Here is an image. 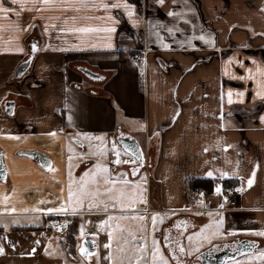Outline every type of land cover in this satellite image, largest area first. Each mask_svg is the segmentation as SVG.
I'll list each match as a JSON object with an SVG mask.
<instances>
[{
    "label": "crops",
    "instance_id": "obj_1",
    "mask_svg": "<svg viewBox=\"0 0 264 264\" xmlns=\"http://www.w3.org/2000/svg\"><path fill=\"white\" fill-rule=\"evenodd\" d=\"M109 2L122 6L105 9ZM0 6L12 10L0 12V148L6 168V181L0 180V264L74 259L67 244L55 253L51 241L64 235L52 234L49 226L55 215L67 223L78 216L71 210L77 206L67 200L70 173L79 178L92 163L82 164L77 152L71 157L68 141L81 139L90 147L101 138L117 141L118 129L138 140L149 164L146 203L136 207L139 212L166 217L157 223L159 231L169 216H181L184 245L195 233L212 238L211 244L194 241L191 248L199 252L185 254L181 264H201L200 255L211 247L238 240L258 242L251 252L256 256L264 252V236L249 234L264 231V0H68L51 7L38 0L35 5L0 0ZM80 28L94 31H76ZM33 45L29 70L10 80ZM135 53H143L144 60L133 62ZM83 68L100 79L90 80ZM84 79L93 85L83 87ZM8 98L15 101L12 116L5 112ZM84 143L77 145L86 149ZM24 151L45 154L50 166L43 168ZM135 165L121 164L129 172ZM188 177L216 180L202 209L187 202ZM231 186L235 194L228 196ZM218 187L223 195L216 194ZM60 207L69 211H47ZM6 208L16 211L6 213ZM221 219L220 234L212 237ZM123 223L137 235L145 224L151 246L148 217ZM159 231L155 235L163 243ZM107 233L99 245L94 239L96 250L109 242ZM117 248L114 241L113 259L102 258L101 264L115 262ZM237 261L264 264L245 255L227 264Z\"/></svg>",
    "mask_w": 264,
    "mask_h": 264
},
{
    "label": "snow or ice",
    "instance_id": "obj_2",
    "mask_svg": "<svg viewBox=\"0 0 264 264\" xmlns=\"http://www.w3.org/2000/svg\"><path fill=\"white\" fill-rule=\"evenodd\" d=\"M8 0H4V3H7ZM21 0H11L12 4H18ZM37 0H33L35 3ZM39 3H42L46 6H54L57 3H67L68 0H38ZM122 5L120 3H105L103 7L105 9L108 8H120ZM123 7L128 8L127 4H124ZM36 11H40L39 7L35 8ZM12 11L8 7L0 6V12L8 14ZM67 11V9H65ZM19 14V13H17ZM128 15H133L132 11L128 12ZM169 15H173V13H169ZM115 29H107V31L111 32ZM79 32H90L94 31V29L89 28H80L76 29ZM171 31V30H169ZM198 39L204 40L203 36H199ZM210 41H206L209 43ZM37 48L33 45V51H36ZM229 97H231V93H229ZM229 103H231V99H229ZM11 111V108H9ZM51 135H55L52 133ZM76 143L83 147V144L80 140H77ZM207 151V149L205 150ZM111 152L115 155V159L112 161V167L119 166L121 164H139V167L143 166V158L142 155H138L136 149L133 146L128 145L125 146L123 152L118 148L117 144L113 142L111 147L109 148L107 145L103 147H97L96 151L91 152L90 156H100L106 157L108 153ZM130 156L131 159H121V156ZM71 159V158H70ZM81 160L85 159V157H80ZM71 166V165H70ZM139 167H133L131 169V175L133 177L137 176L139 173ZM51 170V169H50ZM129 173L127 172H113L110 171V166L104 165L101 163H96L92 168L86 170L83 175L78 179H72L70 173V182L68 187L67 200L71 203H74L78 207H72L71 210L76 212L78 210H83V205L85 200H90V203L87 207L88 211L93 210H102L107 212L109 208H111L114 212L119 213V215H109L108 219L103 222L101 227L105 228H115L118 230L121 235L119 237H114L113 232L109 231L108 237L109 242L105 245V248L111 249L113 246V242L117 244L120 253L127 257L130 261V264H169V260L164 258L163 254L160 251V241L156 238L155 233L159 231L157 228L158 217L156 215L151 216V226H152V239L151 246L149 247L147 242V226L145 224H141L138 228V233H133L129 231L127 228H121L118 221L120 220H138L145 221L146 217L139 212L137 208L134 207L136 203H146V200L141 198L139 201L136 199L138 194H142V190L139 189V186L133 180L128 179ZM209 176L213 174L211 172L208 173ZM255 181V171L247 180L248 188H251ZM75 184L77 187L73 189L72 185ZM103 189V190H102ZM243 189H237V191H242ZM217 195H223L222 190L218 187L216 188ZM106 197L107 200H103L101 198ZM7 197H5V203H7ZM226 200V197H225ZM110 202V203H109ZM223 208V204L220 205ZM15 208L5 209L6 213L15 212ZM28 211V210H25ZM49 213L51 212H61L65 213L69 211L68 207H60L57 209H48ZM212 215V213H209ZM219 215V214H217ZM160 223L163 222V218H159ZM223 221L222 219L216 222L214 230L212 231V237L218 236L220 234V230L222 228ZM178 229L184 227V222H180L176 225ZM211 227V226H210ZM183 235V232L180 233ZM236 232H230L228 235H236ZM249 234L264 236V231H256L251 232ZM81 237H84V231L81 229L80 233ZM165 241V247L171 248L172 256L171 259L176 261V264H181V257L185 254L191 255L193 251L199 252V247L192 249L191 245L196 240L207 241V243H212V238L208 235H204L201 233H195L193 235H189L186 237L188 241V245H184L181 243L179 239H173L170 234L165 235L163 237ZM38 243V242H37ZM247 244L248 242H244ZM93 244L92 240L85 239L84 243L81 245L80 252L84 257H88L91 255L89 248L87 245ZM174 245V247H173ZM94 246V245H93ZM35 249L33 250V254ZM131 253V255H129ZM0 254H3V249L0 248ZM247 255V253H242ZM252 259H258L264 261V252H260L258 256L251 257ZM107 260H112L113 256L110 253L107 257ZM236 264H239L237 261Z\"/></svg>",
    "mask_w": 264,
    "mask_h": 264
},
{
    "label": "rangeland",
    "instance_id": "obj_3",
    "mask_svg": "<svg viewBox=\"0 0 264 264\" xmlns=\"http://www.w3.org/2000/svg\"><path fill=\"white\" fill-rule=\"evenodd\" d=\"M82 85H83V87H87V86L93 85V83H92V81H90L88 79H84ZM60 116L63 117L62 114ZM80 141L82 143L85 142L84 140H83L84 141L83 142L81 139H80ZM113 142H115L117 144L118 148L121 150V152H123V148L120 146V144L113 137L112 138H107V139L101 138V142L100 143L95 144V145H93L91 147L88 144L84 143L85 146H86V149H81V148L78 147L77 144L73 143L72 141H68V146H69L70 156L71 157H74L75 154H76L75 152H77V158L80 159V157H82V156L85 157V159L81 160L82 164H84V163L86 164L87 162L92 161V163L89 164L88 166H84V169L81 172L82 175H83V173L86 170L92 168L93 165L96 164V163H101V164L108 165V166H110V164H112V161L115 159V155L113 153H111V152H109L106 157L90 156L89 154L91 152L96 151L98 146L99 147H103L104 145H107L110 148L111 144ZM121 159H131V157L122 155ZM116 167H118L117 170H112V168L110 166V171L117 172V173L118 172H127V173H129L128 179L135 181V183L139 186V189L142 190V194H138L136 196V199L138 201L141 198L146 200V197H147L146 180H147V176L149 177L148 170L145 169V171H142V173L139 176L132 177L131 176V172H129L123 166L119 165V166H116ZM150 167H151V165L149 166V168ZM79 178H75V179L78 180ZM148 196H149V194H148ZM155 196H157V194L155 195L154 193H150V197L154 198ZM101 199L107 200L106 197L101 198ZM90 203H92V201L85 200L84 201V205H83V210L82 211L78 210V212H79L78 216H76L75 218H72L73 220L77 221V231H76V234H75L76 241H75V248L73 250L74 259L67 257V259H66V263L67 264H101L102 258L107 257V255H109L110 253L112 254V249L105 248V246H103V245L98 246L96 252L94 254L90 255L88 258H83L78 252L79 247L81 245V242H82V240L85 237L94 238L96 240V242L98 243V245H99V240L101 239L102 236L106 235V233H107L106 232L107 228L101 227L103 222H105L104 220H107L109 215H114V214L115 215H119V213H116L114 211H110L112 213H108V211L107 212L103 211L102 210V206H101V210L88 211L87 207H88V205ZM148 206L153 207L154 204L151 203ZM134 207L135 208L137 207L138 209H140L139 207H145V204L144 203H136L134 205ZM152 215H156L158 217V222L157 223H160L159 218H163V220L166 219V217H164L161 214H157L156 212H152L151 214L145 212V217H148V219L150 221H151V216ZM118 223L120 224L121 228H125V226H124L125 224L123 223V220L118 221ZM81 229H83V231H84V237L83 238L80 235ZM110 231L113 232L114 237H119L121 235V233L118 230H116V229H111ZM1 237H3V236L1 235ZM64 237H65V235H64ZM64 237H62L60 239L57 238V239L51 241L52 244L56 245L55 253H57V252L61 253L62 251H64L63 247L66 246V241H65ZM163 244L164 243L160 242V245H159L160 251L163 254L164 258L169 260V264H173L171 258L169 257V255L167 254L165 249L163 248ZM116 252H117L116 261L112 262L110 264H130V261L128 260V258L123 256L120 253L119 248L116 249ZM253 255L256 256L255 252L251 253L249 255H245V256H248V258H251L250 256H253ZM107 264H109V263L107 262Z\"/></svg>",
    "mask_w": 264,
    "mask_h": 264
},
{
    "label": "water",
    "instance_id": "obj_4",
    "mask_svg": "<svg viewBox=\"0 0 264 264\" xmlns=\"http://www.w3.org/2000/svg\"><path fill=\"white\" fill-rule=\"evenodd\" d=\"M35 44H37V43L35 42ZM30 60H31V58L27 62L21 64L18 67V69L15 71V74H14V76L16 78H21L26 73L28 66H29V63H30ZM82 72L90 78H96L97 77V75L90 70L83 69ZM4 106H5V112L8 115L12 116L15 112V101L14 100L5 101ZM9 108H11V111H9ZM116 139H117V142L120 144V146L123 149L125 146H128V145L133 146V148L136 149L137 154L142 155L143 162H144V159H145L144 152L142 150L140 143L138 142V140L135 137H133L130 134H124V133L120 132V130L118 129V134H117ZM22 153L36 159L39 162V164L45 169H47L50 166V159L45 154H42L38 151H24ZM0 180L6 181V168L4 165L1 148H0ZM85 239L93 241V244L87 245V247L89 248V251L92 255L96 250L97 244H96L94 238L85 237L82 240L81 245L84 243ZM244 242H248V243L245 244ZM81 245H80L79 250H78L80 255H81V252H80ZM227 246H224L223 244L213 246L209 250H207L206 252L202 253L200 255L201 264H227L228 262L244 255L242 253L249 254V253L253 252L255 250V248L258 247V242L251 241V240H238L234 243V245H232V246L227 245ZM0 248H2L4 251V245L1 241V239H0ZM82 257L86 258L84 256H82Z\"/></svg>",
    "mask_w": 264,
    "mask_h": 264
},
{
    "label": "built area",
    "instance_id": "obj_5",
    "mask_svg": "<svg viewBox=\"0 0 264 264\" xmlns=\"http://www.w3.org/2000/svg\"><path fill=\"white\" fill-rule=\"evenodd\" d=\"M144 54L143 53H135L130 55V59L133 62H139L144 60ZM232 188H229L228 191H226V195H234L235 192L233 190L234 186H231ZM205 192L201 189L192 188L187 190L186 192V199L188 204L191 206V208H200L205 205ZM206 208H204L205 210ZM49 226L50 231L52 234L57 236L65 235L68 223L60 216L55 215L49 220Z\"/></svg>",
    "mask_w": 264,
    "mask_h": 264
},
{
    "label": "trees",
    "instance_id": "obj_6",
    "mask_svg": "<svg viewBox=\"0 0 264 264\" xmlns=\"http://www.w3.org/2000/svg\"><path fill=\"white\" fill-rule=\"evenodd\" d=\"M36 54L35 51H30L29 56L27 57V59H29L30 57H34ZM32 63V59L31 62ZM31 66V64H30ZM30 66L28 67V70L30 68ZM14 78L11 76L10 80H13ZM216 180L214 178H193V177H188L186 179V189H191V188H197V189H202L204 190L206 193L210 192L213 184ZM224 184H226V187H229L230 185H228L227 181H224ZM17 229H21V230H26L29 229V227H21V228H17ZM77 231V221L76 220H71L68 223V228L67 231L65 233V241L66 244L69 246V250L71 252H73L74 248H75V234Z\"/></svg>",
    "mask_w": 264,
    "mask_h": 264
},
{
    "label": "flooded vegetation",
    "instance_id": "obj_7",
    "mask_svg": "<svg viewBox=\"0 0 264 264\" xmlns=\"http://www.w3.org/2000/svg\"><path fill=\"white\" fill-rule=\"evenodd\" d=\"M30 58L32 59V57H30ZM30 58H29V59H30ZM29 59L24 60L21 64L27 62ZM30 62H31V60H30ZM21 64H20V65H21ZM30 64H31V63H29V66H30ZM20 65H19V66H20ZM19 66H18V67H19ZM29 66H28V67H29ZM18 67L15 69V71L18 69ZM83 69H85V68H83ZM83 69H81V71H82ZM87 70H89V69H87ZM15 71H14V73L12 74V77L14 78L13 80L20 79V78H16V77L14 76ZM27 71H28V69H27ZM27 71H26V72H27ZM90 71H91V70H90ZM84 75H85V74H84ZM96 75H97V74H96ZM85 76H86V75H85ZM86 77L89 78L90 80L100 79V76H99V75H97L96 78H90V77H88V76H86ZM8 100H12V98H8L6 101H8ZM147 165H148V161H147L146 159H144V162H143V166H142V167H139V164H138V163H137L134 167H139V173H140V172H142V171H144V170L146 169ZM180 222H185V221L182 220L181 216L176 215V214H173V215L169 216V217L167 218V220H166V223H165L163 226H161L160 231H159V235H160V238H161L162 242L164 243V246H165V241H164L163 237H164L165 235H168V234H170L171 237H172L174 240H175V239H179V240L181 241L182 235H181L180 233L183 232L184 227H182V228H180V229H178V228L176 227V225L179 224ZM231 246H232V245H231ZM173 247H174V245H173ZM227 247H228V246H227ZM165 248H166L169 252H171V248H169V247H165ZM171 254H172V252H171ZM180 259H181V258H180ZM185 262H187V264H190V262H188V261H185ZM185 262H184V263H185Z\"/></svg>",
    "mask_w": 264,
    "mask_h": 264
}]
</instances>
